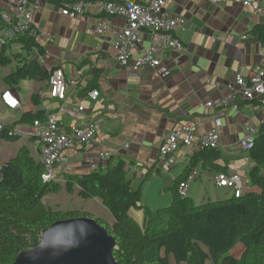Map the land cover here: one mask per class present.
<instances>
[{"label": "crops", "instance_id": "1", "mask_svg": "<svg viewBox=\"0 0 264 264\" xmlns=\"http://www.w3.org/2000/svg\"><path fill=\"white\" fill-rule=\"evenodd\" d=\"M167 10L172 17L180 16L187 22L175 34L184 51L165 52L161 65L155 69L146 67L130 72L120 66L112 48L113 33L123 28V18L103 15L95 4L84 17L76 20L63 16L60 7L47 1L33 8V21L43 50L39 59L47 71L60 68L70 84L67 100L60 101L46 96V82L31 80L34 83L30 98L38 94L42 101L35 110L43 108L47 115H58L66 126L86 127L90 122H98L97 137L91 145L69 150L67 156L71 164L67 170L59 172L60 179L90 172L85 159L109 151L113 154L108 164L117 160L125 163L128 179L134 187H141L142 206L153 213L172 205L173 187L183 176L184 181L187 179L192 158L199 151L198 148L192 153L181 150L176 155L177 165L165 169L160 165L159 148L168 133L190 126L201 135L215 128L217 117L221 120L220 158L209 165L199 163L195 167L198 177L188 187V198L198 205L232 197L231 192L216 184L217 172L236 173L249 182L254 163L238 144L247 134L246 125L258 133L264 124V104L257 100L239 98V109L230 105L223 109L206 106L238 91L236 77L239 73L249 79L256 66L264 65V44L252 34L256 26L264 25V9L256 15L237 4L215 6L212 0H170ZM102 18L109 25L104 37L95 33V25ZM48 37L52 38L51 42L47 41ZM151 41L152 34L144 31L140 48H147ZM139 54L135 53L134 58ZM33 55L38 56L36 52ZM6 91L16 93L21 101V107L15 112L6 107L0 97L1 111L16 114L11 121H0L9 124L32 105L25 108L18 89ZM92 91L99 92L96 100L88 98ZM1 92L2 95L5 91ZM77 106L85 108L81 117L71 113ZM16 131L29 135L31 128L17 127ZM23 139L24 135L21 143ZM20 142L16 144V152L26 147ZM29 142L37 157L34 138L30 136ZM101 169L106 171V168ZM135 182L140 183L135 185ZM146 194L157 198L153 208L149 200L144 202ZM91 206L90 213L113 224L114 219L104 204L103 208L110 214L107 218ZM145 218V210L137 209L135 219L141 221L138 223L145 225ZM164 225L165 221L158 219L155 230Z\"/></svg>", "mask_w": 264, "mask_h": 264}, {"label": "trees", "instance_id": "2", "mask_svg": "<svg viewBox=\"0 0 264 264\" xmlns=\"http://www.w3.org/2000/svg\"><path fill=\"white\" fill-rule=\"evenodd\" d=\"M67 1L48 3L62 7ZM5 29L0 16V31ZM252 34L264 44V25L256 26ZM15 45L27 53L26 57L20 59V54L12 52ZM35 52L38 56L33 55ZM39 56H43L42 46L29 34L0 45V68L11 67L3 77L4 91L18 89L24 80L48 84L50 73L57 68L45 70ZM16 60L17 65L12 67ZM30 104L32 108L17 120L0 123V141L18 144L22 135L17 127L32 128L35 122L46 120V110H35L42 105L38 94L30 98ZM248 157L254 163L249 182L257 190L243 192L239 198L195 205L178 194L183 176L173 187L172 205L153 213L142 206L141 187L132 185L122 160L109 163L106 171L100 168L65 177V184L44 182L42 164L29 148L22 146L0 167V264H14L20 253L37 247L42 232L54 223L80 217L94 218L114 238L113 254L118 264H264V124ZM219 158L218 148H201L194 154L188 171L199 163L209 165ZM63 189L71 194L77 192L84 200H101L111 213L113 224L81 209H49L44 198L58 195ZM133 208L145 210V225L130 216ZM158 219L165 225L155 230ZM238 247L243 249L240 256L233 253Z\"/></svg>", "mask_w": 264, "mask_h": 264}, {"label": "built area", "instance_id": "3", "mask_svg": "<svg viewBox=\"0 0 264 264\" xmlns=\"http://www.w3.org/2000/svg\"><path fill=\"white\" fill-rule=\"evenodd\" d=\"M41 1L48 0H0V16L6 24V29L0 31V45L16 39L19 36L29 34L38 39V28L33 21V8L39 7ZM68 0L63 4L61 13L72 20L84 17L92 6L97 5L100 12L105 16L120 17L125 20L123 28L114 31L112 48L116 53V60L121 67L130 72L151 67L157 68L161 65L165 52L184 51L183 44L176 38L175 34L179 28L186 26L187 22L183 17H172L167 10L170 0ZM215 6L237 4L242 8L250 9L254 14H259L264 9V0H212ZM109 30L106 19H99L95 25V33L104 37ZM152 34V41L147 48H140L141 34L143 32ZM48 42L52 41L48 37ZM139 56L134 58V54ZM70 84L66 80L64 72L57 68L53 70L48 79V91L46 96L50 99L60 101L67 100V91ZM238 91L222 98L216 103L210 102L207 107L223 109L233 106L239 109V98L243 100H257L264 104V65L256 66L253 74L246 79L242 73L236 77ZM45 98V95L43 94ZM99 97L98 91H92L88 98L96 100ZM2 101L6 107L16 111L21 107V101L16 93L5 91L2 94ZM85 112L83 106H77L71 113L81 117ZM221 120L216 118V126L205 134H197L193 127L182 126L168 133L162 141L159 154L160 165L165 169H171L178 163L177 153L181 150L192 153L198 148H219V128ZM246 136L238 144L239 148L248 152L253 145L257 131L249 125L245 127ZM98 122H90L86 127L76 125L66 126L61 122L58 115L49 114L45 121L35 122L31 128L30 135L34 138V146L39 162L44 168L42 179L44 182L64 181L60 179L59 172L67 170L70 160L67 156L69 150L75 147L89 146L96 137ZM111 152H100L95 157L85 159L90 171L105 168L112 157ZM198 177L196 168L192 169L185 181L178 187V194L181 198H188L189 184ZM215 181L218 187L231 191L232 196L239 198L244 192V181L239 174L217 173ZM79 190V186L75 185Z\"/></svg>", "mask_w": 264, "mask_h": 264}, {"label": "water", "instance_id": "4", "mask_svg": "<svg viewBox=\"0 0 264 264\" xmlns=\"http://www.w3.org/2000/svg\"><path fill=\"white\" fill-rule=\"evenodd\" d=\"M116 242L92 217L54 223L37 247L22 252L14 264H118Z\"/></svg>", "mask_w": 264, "mask_h": 264}, {"label": "rangeland", "instance_id": "5", "mask_svg": "<svg viewBox=\"0 0 264 264\" xmlns=\"http://www.w3.org/2000/svg\"><path fill=\"white\" fill-rule=\"evenodd\" d=\"M12 52L14 54L17 55L20 54L21 57H19L20 59L22 57H26L27 53L25 51L20 50V47L18 45H15V47H13ZM20 52V53H19ZM17 65V60L13 61V65L12 67H15ZM11 69V67L6 68V69H1L0 68V97H2L1 95V91L5 90V87L3 85V77L5 75V73H7L9 70ZM32 83H34L31 80H26L24 82H22L19 87H18V94L20 96V98L22 99V101L25 103V108H30V94L32 91ZM16 112V111H15ZM16 114L13 116L12 112H5V111H1L0 109V121H5V120H13L12 117H14L15 119ZM2 124H4V122H0ZM29 134V133H28ZM24 135V139L22 140L23 143L20 142V145H26L27 148H29V150L31 151V154L34 156L35 151L34 148L32 146V143L29 142V138L30 136L27 135V133L22 134ZM16 153V144H6L4 141L0 142V166L2 164V162L4 160L9 159V157L14 156ZM166 171V170H165ZM262 173L264 174V170L262 171ZM247 178H244V192L247 191H251V190H257L256 188H253L251 184H249V182H247ZM62 184H65L64 181H61ZM140 183V182H138ZM137 182H135V185H138ZM228 190V189H226ZM229 192H231L230 190H228ZM150 202L151 204V208H153V205H155V202L157 201V198L152 196V195H144V202ZM206 202V201H205ZM213 202V201H212ZM215 202V201H214ZM44 203L45 205L52 210H62V211H71V210H83L86 211L88 213H90L89 211H93L91 208V205H94V207L97 209V212L100 214V216L102 217H109L110 214L109 212L103 208V203L101 200L97 199V200H84L82 198H80L77 194V192L71 194L68 193L65 189H63L62 193L58 194V195H50L44 198ZM206 204L204 203V201L202 203H198V205H203ZM155 210V209H152ZM137 211V208H133L130 211V216L135 219V212ZM140 220V219H138ZM137 221V220H136ZM137 222H141V221H137ZM243 252L242 247H238L236 250L233 251L234 254H237L238 256L241 255V253Z\"/></svg>", "mask_w": 264, "mask_h": 264}]
</instances>
